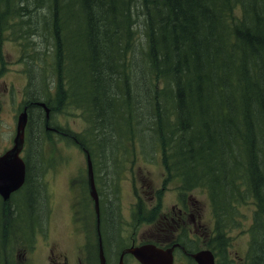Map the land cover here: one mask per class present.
Segmentation results:
<instances>
[{"label": "trees", "instance_id": "16d2710c", "mask_svg": "<svg viewBox=\"0 0 264 264\" xmlns=\"http://www.w3.org/2000/svg\"><path fill=\"white\" fill-rule=\"evenodd\" d=\"M18 1L22 3L6 8L19 13L28 24L36 23L33 17H40L39 4L48 7L43 11L44 23L48 24L46 17H51L57 25L63 24V28L54 30V58L59 52L57 46L66 48L73 66L68 83L84 96L81 108L88 128L82 134L56 128L67 141L88 151L95 179L94 152L87 143L98 147L99 157L111 160L112 143L117 141L112 129L114 118L133 113L129 119L132 127L133 116L149 117L146 129L160 145L169 175L179 179L185 191L205 187L216 200V207L219 201V213L235 205L240 177L243 187L254 193L264 190V177L253 167L264 160V0ZM137 5L147 11L142 16L141 36L135 35L134 16L142 13ZM127 33L131 38L135 35L141 49L134 43L126 49ZM132 68L145 71L142 83H132L143 89L141 94L135 93L134 103L131 96L129 100L122 98L119 88V84L128 87L125 72ZM150 74L162 86L160 100H152L160 85L155 89L148 85ZM85 135L89 138L86 144ZM28 142L31 145L33 139L28 137ZM24 161L25 195L15 197V193L8 202L0 201V240L4 242L12 239L10 233L15 227H27L34 236L36 219L33 215L31 223L27 213L34 210L43 224L48 212L44 186L31 174L29 153ZM243 169L249 173L246 178L241 175ZM106 177L105 172L99 175L104 181ZM104 209L118 216L113 200H108ZM257 239L264 242V234ZM260 260L264 264V249L253 263Z\"/></svg>", "mask_w": 264, "mask_h": 264}, {"label": "rangeland", "instance_id": "374dc122", "mask_svg": "<svg viewBox=\"0 0 264 264\" xmlns=\"http://www.w3.org/2000/svg\"><path fill=\"white\" fill-rule=\"evenodd\" d=\"M15 2L20 1L0 0V151L11 146L15 134L16 115L21 112L23 102L27 98L39 96L38 93L42 88H44L43 99L48 101L52 107L50 122L53 126L57 125L73 132L87 130L85 115L81 111L84 96L68 83L72 78L73 66L68 61L66 48L57 46L59 52L56 54V58L50 54L56 41L54 30L63 28V24L57 25L51 17H46L49 19L48 24L44 23L42 15L48 7L45 8L43 4H39L40 17H33L36 19V23L28 25L19 13L6 8ZM56 4L58 3L56 2ZM138 16L135 17V35L141 36V15ZM34 28L38 30L36 31ZM135 35L133 34L131 38L127 33L126 49L131 47V43L138 45L134 41ZM32 41H34L33 45ZM139 48L141 49L140 46ZM38 52L41 54L38 56L41 59L32 57V60H37L38 64H31L29 68L27 63L31 56ZM125 76L128 87L125 88L119 84L122 98L129 100L130 98L127 97L131 96L130 100L134 103L135 93L141 94L143 90L139 86H134L132 89L131 85L141 81L143 76L145 77V71L132 68L126 70ZM149 76L151 78L152 74ZM26 81L27 84H25ZM28 83L29 86L25 88ZM148 85L155 89V86H159L160 82L153 77ZM157 92L158 94L152 100H160L163 96L161 85ZM77 102L80 104L77 105ZM38 112L32 110L30 115L33 139L37 138L38 142V149L36 152H32V157L39 161V168L31 166V172L34 176L40 174V179L46 190L45 202L48 217L47 222L44 223V226L46 224L45 236H36L33 243H26L20 242V237L24 235L23 231L17 232L14 239L18 243H13L5 264H47L46 250L42 249L44 242H57L64 249L72 242L68 235L72 229L82 225L89 235L91 232L94 233L95 229L93 203L88 197L87 191V196H81L78 190L80 184L87 180L86 158L82 146L75 142H65L60 135L55 136L46 132L43 126L40 127L41 132L37 137ZM40 114L43 119V112ZM132 115L135 114L132 113L121 118L118 116L116 122L113 123L112 129H114L117 141L112 143L114 156L111 160L107 157H99L98 147L94 143L88 142V136H84L85 144L88 142L87 144L94 152L93 163L97 177L102 172H105V175L109 172L105 182L101 180V183L100 181L96 183V187L100 191L99 200L103 208L104 222L111 220L108 218L111 211L105 212L104 206L108 203V199H112L119 208L114 230L120 234L124 231L133 234L138 232L142 226L150 225L155 228L160 219L159 213L170 214L172 206L177 207L175 202L181 196L180 193L188 192L182 199L188 206L190 204L186 199L187 196L197 199L203 206L204 213L213 223V216L216 217V212L208 190L205 187H200L185 191L180 180L169 175V169L165 166L162 158L160 145L154 136H149V131L146 130V127L150 125L149 117L145 114L142 119L133 116L134 126L132 127L129 121ZM133 131L136 134H133L132 137L135 138L129 143V134ZM39 146L42 156H39ZM116 159L119 161L117 167H106V163L112 161L113 165ZM246 167L250 168L248 163ZM253 167L261 177H264V160L259 161L256 165L253 164ZM248 174L243 169L241 175L246 178ZM238 182L237 192L234 196L235 205L228 206L224 213L221 211L218 220L222 239H227L229 244V257L232 264H246V254L251 241L253 238H257L253 237L255 230L253 225L255 222L257 225L259 221L264 222V190L254 193L251 188L243 187L242 177L238 179ZM114 184L118 188L116 196ZM158 200L160 204H158ZM137 202H140L138 208L135 207ZM26 218L28 220V214ZM30 218L33 219L32 212ZM259 226L264 230V224H259ZM134 238L136 244L141 242L139 235ZM175 264H183V259L177 256Z\"/></svg>", "mask_w": 264, "mask_h": 264}, {"label": "flooded vegetation", "instance_id": "af4514ba", "mask_svg": "<svg viewBox=\"0 0 264 264\" xmlns=\"http://www.w3.org/2000/svg\"><path fill=\"white\" fill-rule=\"evenodd\" d=\"M43 128L47 132L52 131L51 123L43 122ZM7 149L0 151V155ZM184 196L178 197L176 202L177 207L172 206L170 214L159 213L160 219L155 228L150 225L142 226L138 232L130 234L128 231L120 232L110 231L105 242V234L103 223L100 219V227H96L94 233L88 234L82 225L77 226L69 232V237L72 242L69 246L62 249L57 242H44L42 249L46 250L48 264H102L100 257V245L105 260V264H139L129 249L135 246L152 243L163 249L173 247V262L176 257L180 256L185 259L183 264H195L191 259L190 254L213 248L212 243L215 240V227L211 220L204 213L203 206L195 198L187 196L188 204L182 199ZM158 204H160L158 200ZM112 234V235H111ZM120 234V235H119ZM141 238V242L136 244L134 236ZM101 237V241H99ZM151 240H155L152 242ZM264 249V244L257 248V256ZM225 250H229L226 246ZM5 256V251L3 252ZM215 254V252H214ZM6 258V257H5ZM3 260H6V259ZM191 259V260H190ZM0 257V264L3 263ZM262 264V260L258 261ZM256 264H258L256 262Z\"/></svg>", "mask_w": 264, "mask_h": 264}, {"label": "water", "instance_id": "95a60500", "mask_svg": "<svg viewBox=\"0 0 264 264\" xmlns=\"http://www.w3.org/2000/svg\"><path fill=\"white\" fill-rule=\"evenodd\" d=\"M46 113H48L47 109ZM26 121V112L21 113L17 117L16 134L13 140L14 145L11 150L0 156V196L4 201L8 200L10 194L18 190L23 185L25 180V164L18 157V154L23 144L24 127ZM87 168L89 195L94 202V209L96 215L98 216V196L94 185L91 162L88 156ZM130 252L139 261L140 264L172 263V248L163 250L157 248L154 245L146 244L138 247H133ZM193 259L197 264H214L213 256L208 251H200L194 254ZM101 263L103 264L102 255Z\"/></svg>", "mask_w": 264, "mask_h": 264}, {"label": "bare ground", "instance_id": "6f19581e", "mask_svg": "<svg viewBox=\"0 0 264 264\" xmlns=\"http://www.w3.org/2000/svg\"><path fill=\"white\" fill-rule=\"evenodd\" d=\"M263 1V0H262ZM54 6V5H53ZM56 6V5H55ZM131 6V5H130ZM133 7V6H132ZM136 9H138V11L140 10L142 13H138L136 10H135V12H137V15L136 16H138V15H141V21L143 20L142 19V16H143V14L145 15V14H147V11L141 6V5H137L136 6ZM51 10H52V8H51ZM132 10V9H131ZM53 11V10H52ZM125 11V10H124ZM123 11V12H124ZM56 12V11H55ZM132 14H134L133 12H132ZM258 14V13H257ZM182 15V14H181ZM189 15V14H188ZM259 15V14H258ZM136 16H134V18L136 17ZM139 17V16H138ZM191 17V16H190ZM133 18V19H134ZM140 18V17H139ZM144 18V17H143ZM259 20V19H258ZM147 21V20H146ZM26 24H28L27 22H25ZM142 24H143V22H142ZM28 25H30V24H28ZM144 25V24H143ZM147 25V24H146ZM136 26V25H135ZM138 26V25H137ZM140 26H141V23H140ZM185 26V25H184ZM197 26V25H196ZM141 27H143V26H141ZM31 28V27H30ZM158 28V27H157ZM136 29V28H135ZM138 29H140V28H138ZM142 29V28H141ZM40 30V29H39ZM109 30V29H108ZM194 30V29H193ZM143 31V30H142ZM183 31V30H182ZM108 34V33H107ZM207 36V35H206ZM96 38V37H95ZM215 42V41H214ZM222 48V47H221ZM104 63V62H103ZM105 64V63H104ZM107 66V65H106ZM258 66V65H257ZM106 69V68H105ZM104 70V69H103ZM112 71V70H111ZM97 73H99V71L97 72ZM112 73V72H111ZM106 74H107V72H106ZM99 75V74H98ZM100 75H102V74H100ZM119 75V74H118ZM103 76V75H102ZM109 76V75H108ZM110 76H112V75H110ZM103 77H105V76H103ZM113 77V76H112ZM115 77H116V75H115ZM144 77V76H143ZM108 79V78H107ZM139 79H141V78H139ZM101 80V79H100ZM110 80V79H109ZM115 80H116V78H115ZM138 80V79H137ZM141 80H143V79H141ZM198 80V79H197ZM124 81H125V79H124ZM127 81V80H126ZM134 81V80H133ZM109 82V81H108ZM112 82V81H111ZM115 82V81H114ZM130 82V81H129ZM138 82V81H137ZM199 82V81H198ZM99 83V82H98ZM107 83V82H106ZM135 83V82H134ZM141 83H142V81H141ZM144 83V82H143ZM173 83V82H172ZM137 84V83H136ZM138 84H139V82H138ZM147 84V83H146ZM146 84H145V86H146ZM196 84V83H195ZM198 84V83H197ZM109 85H110V83H109ZM141 85V84H140ZM199 85V84H198ZM198 85H196L197 87H198ZM111 86V85H110ZM116 86V85H115ZM181 86V85H180ZM131 87H134L133 85H131ZM142 87V86H141ZM144 87V86H143ZM142 87V88H143ZM108 88V87H107ZM113 88H114V86H113ZM113 88H112V92L114 91L113 90ZM139 88H140V86H139ZM189 88V87H188ZM43 89V88H42ZM110 89V88H109ZM115 89V88H114ZM136 89V88H135ZM146 89V88H145ZM181 89V88H180ZM143 90V89H142ZM116 91V90H115ZM140 91V90H139ZM96 92V91H95ZM129 93V92H128ZM198 93V92H197ZM200 93V92H199ZM263 93V92H262ZM114 94V93H113ZM113 94H110V95H113ZM183 95V94H182ZM198 96V95H197ZM137 98V97H136ZM180 98V97H179ZM182 98H183V96H182ZM196 98V97H195ZM107 99V98H106ZM181 99V98H180ZM145 100V99H144ZM179 100V99H178ZM184 100H185V98H184ZM200 100V99H199ZM32 103H33V105H32V110H37V112L39 111V109L36 107V104H38V103H41L42 102V99H41V96L39 95V96H37V97H33L32 98ZM189 101V100H188ZM198 101V100H197ZM160 103V102H159ZM185 103V102H184ZM179 104V103H178ZM177 104V105H178ZM182 105V104H181ZM179 107V106H178ZM182 107V106H181ZM190 107V106H189ZM183 110H184V108H183ZM162 112V111H161ZM186 112V111H185ZM41 112L39 111L38 112V118H37V130H38V132H37V134H36V136L38 137V135H39V133L41 132V129H40V127H42L43 126V119H41V114H40ZM181 115H183V114H181ZM210 115H211V113H210ZM180 116V115H179ZM185 116V115H184ZM211 117V116H210ZM181 118H183V117H181ZM185 119H187V118H185ZM211 119V118H210ZM209 121V120H208ZM219 125V124H218ZM227 125V124H226ZM225 126V125H224ZM247 126V125H246ZM220 127V126H219ZM238 127V126H237ZM100 128V127H99ZM106 130H107V128H106ZM147 130V129H146ZM230 130H231V128H230ZM221 131V130H220ZM182 132H183V129H182ZM227 132V131H226ZM233 132V131H232ZM235 132V131H234ZM233 132V133H234ZM105 134V133H104ZM103 134V135H104ZM113 134V133H112ZM258 134V133H257ZM169 135V134H168ZM235 136V135H234ZM222 137V136H221ZM108 138V137H107ZM174 138V137H173ZM262 138H263V136H262ZM257 139H259V138H257ZM240 140V139H239ZM261 141V140H260ZM171 143V142H170ZM231 143H232V141H231ZM33 149H32V152H36V150L38 149V142H37V138L36 139H33ZM152 145V144H151ZM233 145V144H232ZM185 148V147H184ZM226 148V147H225ZM185 150V149H184ZM237 152V151H236ZM258 152V151H257ZM34 156H36V154H34ZM238 156V155H237ZM261 157V156H260ZM229 158V157H228ZM230 162V161H229ZM232 162H230V164H231ZM260 164V163H259ZM261 165V164H260ZM225 166V165H224ZM231 167V166H230ZM259 167V166H258ZM105 169V168H104ZM217 173V172H216ZM229 189V188H228ZM229 192V191H228ZM229 195V194H228ZM247 196V195H246ZM264 216V215H263ZM112 235V234H111ZM262 263V262H261Z\"/></svg>", "mask_w": 264, "mask_h": 264}]
</instances>
